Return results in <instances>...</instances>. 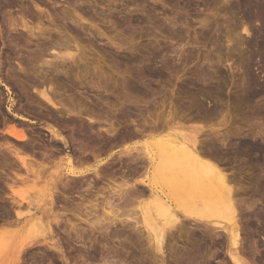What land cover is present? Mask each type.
I'll return each instance as SVG.
<instances>
[{"label":"rangeland","instance_id":"rangeland-1","mask_svg":"<svg viewBox=\"0 0 264 264\" xmlns=\"http://www.w3.org/2000/svg\"><path fill=\"white\" fill-rule=\"evenodd\" d=\"M239 1L240 0H56L57 3L53 5V1L48 0H21L20 3L22 5L24 3L26 4V13H24L26 16H29L26 17V21L28 20L30 26H35L38 23L42 25H39L40 27H49L52 30L50 31V33H54V36L59 37V39L62 36V38L70 37L73 42L75 41L74 44L72 40L63 38L64 41L69 40L68 42L66 41L67 44H71L70 46H74L72 47L73 50L71 53H74L77 56V59H74L75 63L73 62V65H71L70 62H64V64L66 65L63 64V67L59 68L60 74L58 72L56 73L57 75L55 73L54 75L52 72H50L51 74L47 73L46 80L59 78L61 81L58 80V84H62H59L58 86L56 82L52 83V89L50 91L48 90L47 92L50 93L52 98H55L54 101H56V103H60L59 105L65 106L67 103H69L70 100L69 104H74V108L76 107V109L79 111L82 110L81 112H83V114H86V112L88 111L87 109H89V111L92 110V114L94 111V115H91V112L88 113L96 120L95 124L93 125L94 130L103 133L102 130H108L114 125L115 127L113 126L112 128H119V133H121L127 128H129V130H132V128L134 127L132 126V121H134L136 128L140 126L142 130L144 128L145 130H147L146 128L150 129L151 127H156V124L157 127L165 125L167 121V129L173 127H199L204 129L202 130V132H204L201 135L202 137L200 136V140L201 138H203V136L205 137L203 138L204 141L207 140V138L208 140H216V138L214 137H216L218 134L216 140V143H218V145L216 147L217 149L221 147L219 150H224L219 151L220 155L218 156V160L220 162L218 161V163L223 168L225 167L224 172L226 170L225 173L228 174L227 177L230 176L229 179L234 180L233 185H235V187L233 186V188L236 191V200L237 203L239 202L238 205H240L241 207L240 208L238 206L240 208V213L238 215V218H240L238 219V222H240L239 225L241 227V241L239 249H242L243 251L242 252L240 250V252L242 253V257L244 258L246 264H264V218L259 219L261 222H259L260 224L256 223L258 219L257 213L261 209V204H264V201L262 200L264 196L261 195V197L258 198L255 191L256 183H254L259 179L260 181L263 180V177L261 176H264V92H261L260 96L256 99L247 100L245 97L247 91L246 85L248 82L247 80H249V76L252 79L255 78L254 80H256L255 82L257 85L256 88L262 87L261 89H263L264 87V58L262 59L261 57H264V27H262L259 21H252L248 24L244 22V20L242 19V15L239 14L240 11H236L237 7V9H239ZM254 1H256L257 3L259 2L260 6L264 8V0ZM21 4H19V6ZM15 8L17 7L11 8V10H15ZM16 10V13L14 12L13 14L20 15V13L18 12L19 8H17ZM2 11H4V9ZM33 15L36 16L35 20L32 19ZM34 22L36 23L34 24ZM49 22L50 24L55 23V26H53L52 24L51 27ZM0 26L1 30H3L4 34L6 35L7 32L5 33V31L7 30L3 25L1 17ZM245 26L248 33H245L242 30ZM53 27H56L57 30H55V28ZM27 45L25 46V49H23L14 48L12 47L13 45L10 44H6V46H2L1 44L0 69L2 71L0 72L5 74L4 69L8 70V67L11 69L13 67H16V65L13 64H15L14 59H16V54L20 53L19 49H23V51H26V54L24 52L22 53L26 56L30 55L36 50V46H34L36 45L35 40H32L31 43H28ZM21 46L22 45H20V47ZM13 49H15L16 51L18 49L19 52L15 51L14 54H11V51L14 52ZM46 54H48V56L50 55L49 53ZM75 55L74 58H76ZM9 56L11 58H14H12L11 60ZM8 57L9 63L7 59ZM50 58L51 57L47 58L45 56V59H43L48 60ZM61 68H63L64 70H61ZM37 69L38 71H41L42 69H44V67H41L39 64ZM45 69L47 70V67ZM15 70H17V68L14 69V71ZM133 77L135 78L134 81L142 86L141 88L143 90V93H145V96L144 94H138L137 96V94L126 93L124 90L122 91L119 88L121 87L119 85L120 83L124 84L123 82H129V80H131ZM4 79L5 78L0 76V141L8 142L10 140L8 142L10 146L12 145V147H16L15 150H17V147L18 149H21L17 151L20 152L21 156L24 154L22 158L25 159V163V155H34L35 159H39L40 156H42L44 153L50 154V152L46 150V148H53V144L50 140L49 134L43 131L45 127L43 125L44 118L41 115L44 113L43 107H35V109L33 108L34 111L38 110L39 113L42 112L41 114H38L36 112L37 114L34 115V117L36 116L35 118L41 119L42 122L33 120L34 124L32 126H34L35 124H38V126L39 124L41 125V128L37 127V129L43 135V143H45L43 145H47L46 148L40 149V147L36 146L37 148L33 149V151L35 150V154L33 152H28L26 154V141L25 143L16 142L11 138H8L9 140L5 138L7 136H5L4 131H6L7 128L10 127L11 123L16 128L18 127V129H20L19 127H24L21 126L22 123L18 121L14 122V112L15 108L19 104V101H21L20 105L24 106L25 97L20 91H18L19 89H17L16 87L14 88L13 85L12 87L10 83H4ZM38 79H41L42 82L44 81L43 76ZM123 79H125V81ZM206 79L211 80L208 82L211 83L215 88L212 94L203 96L200 90L202 89L201 86H203V83L207 82ZM39 80H36V82L40 83ZM102 80H104L103 82H105L108 86H105ZM121 80L123 82H121ZM95 81L97 82L95 83ZM113 83H116L117 85H113ZM28 86L26 85V90L31 96L28 95L26 97V100L33 95L36 96V94L33 93L35 90L32 89V87L30 88ZM100 87H103V89H105H100ZM54 88L57 91H53ZM108 88L113 90L109 91ZM118 89L121 93H119ZM107 91L109 92L107 93ZM31 92L33 95L31 94ZM55 93L57 95L60 93V95L57 96ZM53 94L57 97L60 96V100L56 97H53ZM192 95H194V97H192ZM61 98L64 104L61 101ZM126 100H128L127 104ZM79 103L80 105H78ZM131 103H133V105ZM204 109L206 111H212V114L210 116L215 117H206V114L205 116L202 115V113H205ZM95 114L98 117L95 116ZM173 115L175 116V118L173 117ZM206 120L207 122H213L214 124L210 125L206 122ZM82 121L86 123V120L82 119ZM46 122L49 123L48 121ZM15 123H17V125ZM24 125V129H26V123H24ZM36 125L34 127H36ZM167 129L164 130L165 132H163V134L166 133ZM214 133L217 134L213 135ZM158 134L159 133L157 132L155 133V135H145L144 137L137 136V138L132 139L127 138V141L126 139L122 138L123 142H121V145V140L118 142L115 141L119 143V145H116V143L114 142L115 145H113L109 149V151H107L108 149L106 148L107 153L105 151L106 146H103V143H101L102 146L100 145V148H103L104 151H99L101 152V154H98L97 158H99V160L96 159V161H105L109 164L111 163L114 166L113 167L111 165L109 168H105V174L109 170L114 171V168H117L118 170L119 165H122L124 167L126 163V158H124L123 160V158L121 157L122 160H120L124 162L123 164H119L118 161V153L120 154V151L122 152L123 148L133 147L137 149V151L135 152L136 154H138V151H141V148H144L143 145L148 144L150 138ZM104 140L105 142L106 140L108 142V139L106 137ZM145 141H147V143H145ZM220 141H222L221 144ZM242 141L255 142L258 145L260 144L261 153L258 152L259 154L256 153L252 155V153L248 151V154L247 150L243 149V153L240 154L238 143ZM5 142L3 143V146ZM10 142H13V144H10ZM0 147L2 148V146ZM233 147H235V151L236 147L239 149L236 151L238 154L233 152ZM38 148L39 150H37ZM40 150L42 151L40 152ZM244 150L246 151L245 153ZM1 151L0 156H2V154L4 153L3 151V153H1ZM54 151L51 152L54 157L55 155L59 158L63 157L60 156L61 153H59V155L56 154V151V153ZM135 152L132 151L131 155L132 153L134 155ZM222 153L224 156H221ZM224 153L226 154V156ZM254 155H257L255 156L256 159L253 157ZM4 156L8 155H5L4 153ZM114 156H116L118 159L116 160V157ZM57 157H55L54 161L58 159ZM75 157H78V154L75 155ZM80 157L83 158L82 155ZM113 158L115 161H113ZM251 158L254 159L252 160ZM29 159L30 158H28V160ZM90 161L91 160L88 161L90 164L88 163L87 167L93 166V161ZM6 168L7 167H5V169ZM6 170L5 172H7ZM23 171V169H17V171H15L16 173L13 171L16 176L20 178V181L17 180L15 181L16 183H13L11 185L12 191L16 195L14 196L18 200L26 197V191H28V193L30 194H32L33 192L30 189L32 188L31 183L26 184V173ZM49 171H51V169ZM52 172H55L53 168L51 173ZM261 172L263 175L260 174ZM19 173H21V175H19ZM259 174L261 175L260 177ZM22 177L23 179H21ZM104 183L106 184L107 182L104 181ZM2 192L3 193H1L0 191V194H4V196L10 194V191L7 189L2 190ZM106 195L107 191L104 192V196ZM256 199H260L261 204L258 202L259 200L257 201ZM253 202L254 204L255 202H257V204H255V207ZM25 205L26 204H24L23 207L20 208L22 214L26 212ZM242 206L247 210L249 209V212L247 210L245 211ZM248 206H253L254 208H252L254 210L252 208H246ZM256 207H260L259 210ZM23 209L25 212H23ZM135 209L133 208L129 210H132L133 212V210ZM255 211L257 214V218L255 217ZM134 212L129 213L130 218H134L135 221L139 220V215H137V212L135 213V215H133ZM253 213L255 214L254 218L252 215ZM70 217L71 216H68L67 218L72 223H76L77 226L79 224L80 226H76L77 233H79L78 231L82 229L83 232L85 231V235L88 234V236H91L87 237L88 240L90 239L89 242L86 241V239L79 241L74 237V235L70 236L72 237L71 240H73L71 245L73 246V249L72 251L70 250L71 253H69V250H64L67 248H62V251L64 250L63 252L64 254H66L65 256L68 259L69 264H82L83 261V264H179L180 262L177 257H180L181 259L183 258L182 260L179 258L181 261L186 258L188 250L194 244V239L197 238L194 235L198 236V234L195 233H199L200 230L205 231L203 227H198L200 229L199 230L196 225L181 218L180 227L177 228L178 230L176 229L174 231H170L171 233L169 232V235H166L167 237H169V239H166V245L164 246L165 248H163L162 250L163 254L161 253V255H158L155 254L153 250L147 247V239L145 240V238H147V235H145L146 233L141 229L140 225L135 226L133 224L134 221L133 223L131 222V224L134 225L133 227H131L132 225L130 223L128 224V227L127 223L123 224L125 226H120V224L118 225L117 223L115 225L118 226V228H115V225H112L108 229H106L105 233L104 228L106 227L103 226L101 228H103L102 230L104 231H102L101 228L99 229L103 232V234L99 232V230L92 231V234L89 233L91 232V230L89 227H87V224L80 221L78 222L77 219H74L72 217L71 220ZM23 219L26 220V214L23 215L22 221H20L19 224H14L7 228L2 226L8 231L3 230L2 228L0 229L1 233H5V231H7L4 237V233L0 236V264H61V260V263L58 262L59 255L56 253V251L54 254V252H52L53 250L51 251V249L46 250H48L50 253H53L55 257H49V255L48 257H44L45 254L42 253V246H39L40 249L38 247L35 248V250L37 249L36 251L33 248L32 250L28 249V251L23 250V246H26V221ZM254 219L256 221H254ZM248 220H250L251 222ZM181 223L184 226H181ZM248 223H252V227H249ZM255 224H258V228L261 225L260 228H253ZM67 226L69 227V225ZM68 227L67 230L69 231L70 227ZM122 227H125L126 229ZM120 228H122L123 231L125 230V232L123 233ZM262 228L263 233L261 232ZM137 230L141 233L134 232ZM18 231H21L22 233L18 234ZM117 231L120 232L118 233ZM114 232H116L115 235ZM129 232H132L131 234L133 235H131ZM106 234L107 237L105 236ZM134 234H136V237L143 235L144 237H140H142L144 241L142 240V238H137V241ZM62 235L63 234L60 233L58 236H56V238L59 239V237H61ZM122 235L124 238L122 237ZM170 236L172 237L170 238ZM224 236L225 234L222 233V236L220 238L222 241L225 238ZM38 238L40 239V237ZM139 240L143 241L144 243L140 242ZM77 241H79V243H77ZM81 241H85L87 243L84 244V242L81 243ZM204 241V246L199 253L198 261H202L204 264H231L229 258L225 255V250L223 251L212 246V241L207 237ZM137 243L141 244L140 246H145H142V248ZM196 243H198V239H195V244ZM77 244L80 245L78 246ZM75 249H77L78 251L76 252ZM42 254L44 255L42 256ZM172 254L174 255V257L172 256ZM78 255L81 258H78ZM75 257H77V262H74V259H76ZM51 258L54 259L51 261ZM56 258H58V261H56ZM49 261H51V263ZM180 264H183V262H181Z\"/></svg>","mask_w":264,"mask_h":264},{"label":"bare ground","instance_id":"bare-ground-1","mask_svg":"<svg viewBox=\"0 0 264 264\" xmlns=\"http://www.w3.org/2000/svg\"><path fill=\"white\" fill-rule=\"evenodd\" d=\"M48 1H53L52 3L53 5L57 3L56 0H48ZM20 2L21 0H0V12H1L0 17L2 19L3 25L5 26V29L7 30L5 31V33L7 32L5 35L4 31L1 30V26H2V23H1L0 41H1L2 46H6V44L8 45L10 44V45H13L12 47L14 48L25 49V46L28 43H31L32 40H35L36 45L34 46H36V50L33 53H31V50H30L31 54L26 56L22 54L23 52L25 53L26 51H23V49L22 50L19 49L20 53L16 54L15 56L16 59H14L15 64H13V65H16V67L15 68L13 67L11 69L7 66L8 70L10 69L9 71L4 69L5 74L0 72V76L5 78L4 83L6 82L10 83L11 86L13 85L14 88L16 87L17 89H19L18 91H20L22 95H24L25 97L24 106L20 105L21 101H19V104L15 108V112L12 110L15 113L14 122L18 121L22 123L21 126H24V127H19L20 129H18V127L16 128L11 123L10 127L9 128L6 127L7 130L4 131L5 136H7L5 138L6 139L11 138L12 140L16 142L25 143L26 141V152L24 150L26 154L28 152L34 153L35 150L33 151V149L34 148L36 149L37 148L36 146L40 147V149L46 148L47 145L46 146L43 145L45 144L43 143V135L37 129V127H40L41 125L39 124L38 126V124L37 125L35 124L36 127H34L35 125L32 126L34 124L33 120L35 121L37 120V122H42L41 119L35 118L36 116L34 117L35 114L37 113L41 114L42 112L39 113L38 110L34 111L33 108L35 109V107H39V108L43 107L44 113L41 114L42 117L44 118L42 119H43V125L45 126L43 131L49 134L50 140L53 144V148H50V149L46 148V150H48L50 154H45V153H44L45 155L41 154L42 156H40L39 159H35L34 155H31V156L29 155L30 157L28 155H25L26 157V163H25V159L22 158L24 154L21 156L20 152L17 151L21 149H18L17 147V150H15L16 147H12V145L10 146L8 143L10 141L9 139H8L9 140L8 142L0 141L1 143L0 146H2V148L0 147L1 148L0 151L3 149L2 151L5 153V155L9 156V157L4 156V153L1 151V153L3 154L2 156H0V159H1L0 191L1 193H3L2 190L4 189H7L10 191V194L6 196H4V194L3 195L0 194V229L2 228L3 230H7V229H4L3 227L7 228L11 225L19 224V222L22 221L23 215L26 214V220L23 219L26 221V246L25 247L23 246L24 248L23 250L28 251V249L32 250V248L35 250V248L37 247L40 249V247L42 246L43 248L41 247V249H43V252L42 251L41 252L45 254V255L42 254V256L44 255V257L45 256L48 257L49 255V257L50 256L53 257L56 251V253L59 255V257L57 255V257L59 258V261H58V258H56L57 259L56 261L60 262L61 260L62 262V263L60 262L61 264H69L68 259L65 256L66 254H64L63 251L69 250V253H71L73 249V246H71L73 240H71L72 237L70 236L74 235V237L79 241L86 239V241L89 242L90 239L88 240L87 237L91 235L88 236V234H86L87 235L86 236L85 231L83 232L82 229L78 231L79 233H77V227L79 226V224L77 226L76 223H72L67 218L68 216H71L72 218L77 219L78 222L80 221V222L87 224V227H89L91 230V232L89 233H92V234H93L92 231H96V230L98 231L103 226L106 227L104 228L105 231L102 230L103 228H101V230L106 233V229H108L112 225H115L118 223V225L120 224V226L121 225L125 226L123 224L127 223V227H128V224L129 223L131 224V222L133 223L134 221L133 224L135 226L140 225L141 229L146 233L144 234L147 235V238H145V240L147 239V242H146V244L148 245L147 247L153 250L155 254H158V255L159 254L161 255V253L163 254L162 250L163 248H165L164 246L166 245V239H169V237H167L166 235H169L168 233L170 231H174L180 227V222L182 218L190 223H193L194 225H196L197 228L200 226L203 227L205 231H201L198 228L200 230V231L198 230L199 233L194 232L195 234H198V236L194 235L197 237L195 239L196 240L198 239V243L195 244V239L193 237L195 245L192 243L194 246L192 245L191 248L188 250V253L186 254V258L183 261H181L183 258L181 259L180 257H177L180 263L183 262V264H204L202 261L201 262L198 261V259H199V253L201 252L204 246L203 245L205 242L204 240L207 237L212 241V246H214L217 249H221L223 251L225 250V255L229 258L231 264H246L244 258L242 257V253L240 252V250L242 251V249H239L240 241H241L240 239V231H241L240 228L241 227L239 225L240 222H238L239 221L238 219L240 218V217L238 218V215L240 213L239 209L241 207L240 205H238L239 202L237 203V200H236L237 195H236L235 189L233 188V186L235 187V185H233L234 180L229 179L230 176L227 177L228 174L225 173L226 170L224 172L225 167L223 168L218 163L219 161L218 156L220 155L219 151L223 150V149L219 150L221 148V147L219 148V146H218L219 149H217L216 147L218 145V143H216L218 134L217 133L213 134V135L217 134L216 137L213 136L214 138H216V140L215 139L208 140L207 138V140L204 141L203 139L205 138L204 136L200 140V136L204 132V131L202 132V130L204 129L199 128V127H173V128L167 129L168 128L167 121L165 125H162L160 127H157V124H156V127H151L150 125L151 128L150 129L146 128L147 130H145V128L142 130L140 126L138 128H141V129L136 128L134 121H132L133 122L132 126H134L132 130H129V128L126 127L127 129L123 130L121 133H119V128H112L114 125L112 127L108 126V127H111L108 130H102L103 133L94 130L93 125L95 124L96 120L93 118V116L92 117L90 116V114L94 115V111L92 114L91 112L92 110L89 111V109H87L88 111L86 110L87 111L86 114H83V112H81L82 110L79 111L76 109V107L74 108L73 106L74 104L73 105L69 104L70 100H69V103H67L65 106L59 105L60 103L59 104L56 103V101H54L55 98H52L50 93L47 92L48 90L50 91L52 89L51 88L53 87L52 83L56 82L58 84L59 82L58 80H60L59 78H53V79L46 80L47 73H50V72H52L53 74L54 73L56 74L57 72L59 73L60 72L59 68L63 67L64 62H70V64L73 65V62L75 63L74 59H77V56L74 53H71L73 50L72 47L74 46L73 45L70 46L71 44L70 45L67 44L69 40L64 41L63 40L64 37L62 38L61 36L62 39L60 38L61 39L60 40L59 37L54 36V33H52L53 34L52 35L50 33V31L52 30L49 27H46V28L40 27L42 25L38 23L35 26H30L28 23V20L26 21V17H29L25 15L26 4L22 2L25 4V5L23 4L24 5L23 7V5ZM258 3L254 0H240L239 9H237L238 7L237 8L235 7V8H236V11L237 10L240 11L239 14L242 15L243 17L242 19L247 24L251 23L252 21H259L262 27H264V10H263L264 8H262L260 6V3L259 4ZM19 4H21L23 8L21 7V5L19 6ZM14 7L19 8L18 12L20 13V15L13 14L15 11H17L16 10L17 8H15V10L14 9L11 10V8H14ZM3 9L4 11H2ZM32 17H33L32 19L34 20L36 19L35 15H33ZM35 23L36 22H34V24ZM52 24H50L51 27H52ZM54 24L53 26H55ZM56 27H53V28L57 30ZM242 30L245 33H248L246 26L243 27ZM64 39L72 40L70 37L69 38L65 37ZM20 45L22 46L20 47ZM13 50L14 52L11 51L10 52L11 54H14L16 51L15 49ZM19 50L17 49L18 52ZM46 53H49L50 55L48 56V54ZM74 55L76 58H74ZM45 56L47 58L51 57L50 58L51 60L50 59L44 60ZM9 57L7 58L8 63H9ZM261 57L262 59L264 58L263 56ZM41 60L42 61L44 60V61L42 62ZM37 63H39L41 67L43 66L44 69L47 67V70L42 69L41 71H38L37 67L39 66V64ZM16 68L17 70L14 71V69ZM62 69L63 68H61V70ZM0 71L2 70L0 69ZM42 76L44 80L43 82L41 81V79L40 80L38 79V78H41ZM134 79L135 78L133 77L131 79L132 81L129 80V82H123L121 80V82H123L124 84H121L119 82L120 83L119 85L121 86L119 88L122 91L124 90L126 93L137 94V96L138 94H144L145 96V93H143V90L141 88L142 86L139 85L136 81H134ZM248 79L249 80H247L248 81L246 85L247 91H246L245 97L247 100L256 99L260 96L261 92H264V87L263 89H261L262 87H259V88L257 87L258 88L257 89L256 88L257 85L255 82L256 80H254L255 78L252 79L249 76ZM36 80H39L40 83H37ZM123 80L125 81V79ZM103 81L104 80H102V82ZM206 81L207 82L203 83V86H201L202 89L200 90L203 96L204 95L208 96L212 94L215 88L211 83L208 82L211 80L206 79ZM96 82L97 81H95V83ZM103 83L105 84V86H108L106 85L105 82ZM92 84H93V81H92ZM114 84L117 85L116 83H113V85ZM26 85L27 86L30 85L28 87L30 88L32 87V89L35 90L33 93L36 94V96H34L31 92V94L34 97L33 96L29 97L27 100H26V97L30 94L26 90ZM100 89H103V87L102 88L100 87ZM54 90L57 91L55 88L53 89V91ZM110 90L111 89H109V91ZM109 91H107V93ZM119 93L121 92L119 91ZM58 95H60V93ZM57 96L54 95L53 97H56L59 99L60 96L59 97ZM192 97H194V95H192ZM61 101H62V98H61ZM127 102L128 100H126V104ZM192 102H195V101H192ZM131 104L133 105V103ZM69 105H72V106H69ZM78 105H80V103ZM89 112L91 113L88 114ZM204 112L205 113L204 114L202 113V115L205 116L206 114V117H209L212 114L211 113L212 111H206L205 109H204ZM95 116L97 115L95 114ZM173 117L175 118L174 115ZM210 117H215V116H210ZM82 119L86 120L85 122L87 124L84 123ZM46 121H48L49 123H47ZM24 123H26V129H24L25 128ZM207 123L210 125L214 124L213 122L212 123L207 122ZM15 124L17 125V123ZM166 129H167L166 133L163 134V132H165L164 130ZM157 132L159 133L158 135L156 136L152 135L153 137L150 138V141L148 139L149 141L148 144H145L147 143V141H145L144 143L145 145H143L144 148H141V151L139 150L140 148L138 149L139 150L138 154H136L135 152L137 151V149L133 147L123 148L121 146L123 150L122 152L120 151V154L118 153L119 159L116 156L114 157H116L115 158L116 160L118 159L119 164L124 163L121 161L122 160L121 157L123 158V160L124 158H126L125 166L123 167L122 165H119L118 170L117 168H114L116 171L109 170L110 171L109 172L107 170L108 172H106V174L104 173V169L109 168L112 164L111 163L109 164L108 162H105V161H98L99 160V158H97L98 154L99 153L101 154V152L104 151L103 148H102L103 150L100 148L102 145L106 146L105 151L107 149H108L107 151H109V149L113 145H115L114 144L115 141L118 142L121 140L120 141V145H121V142H123L122 138L126 139L127 141V138L132 139V138H137V136L144 137L145 135H151V134L155 135V133ZM105 137L108 139V142L106 140L107 143L104 140ZM4 142L5 144L3 146ZM117 142H115L116 145H119V143ZM221 142L222 141H220V144ZM101 143L103 144L101 145ZM124 143H125V140H124ZM10 144H13V142L12 143L10 142ZM114 147H117V146H114ZM233 148H234L233 149L234 153H237L236 151L240 149L239 153L241 154L243 153L242 150L246 149L247 152L249 151L250 153H252V155L260 152L261 150L260 144L258 145L255 142H246V141L239 142L238 143L239 149L236 147V151H235V147ZM37 150H39V148ZM51 150L52 151L55 150L57 152L56 153L54 151L56 154L61 153V155L60 154L59 155L63 157L59 158L55 155V157H57L58 159L54 161L55 157L52 155ZM100 150L101 152H99ZM41 151L42 150H40V152ZM132 151L135 152L134 155L133 153L131 155ZM245 152L246 151L244 150V153ZM77 154H78V157H75V155ZM81 155L83 158L80 157ZM221 156H224L223 153ZM255 156L257 155H254L253 157L255 158ZM11 157H12V160H11ZM28 158L30 159L28 160ZM254 158H251V159L253 160ZM96 159L98 160L96 161ZM89 160H91L90 162L93 161L92 167H87ZM113 161H115L114 158H113ZM5 167H7L8 169L6 168L7 169L6 170ZM52 168L55 171L54 173L53 172L51 173ZM17 169L24 170L23 172L26 173V178H25L26 184L31 183L32 188L30 189L33 191L32 194L26 191L27 192L26 197L21 200H18L15 197L16 195L12 191V186H11L13 183H16L15 181L20 179L15 174L16 173L15 171H17ZM50 169L51 171H49ZM5 170L7 172H5ZM260 174H262V172ZM260 174H259V177L261 176ZM19 175H21V173H19ZM261 177H263L262 179L264 180V176H261ZM21 179H23V177ZM263 180L260 181L259 179L257 180V182L256 181L254 182L256 183L255 191L257 193L255 194L258 196V198L261 197V195L264 196V181ZM104 181L107 183L105 184ZM105 191H107L106 196H104ZM258 200L257 201L260 203V199ZM262 200L264 201V197L262 198ZM24 204H26L25 205L26 212L23 209V212L25 213L22 214V211L20 210V208H22ZM255 204H257V202H255ZM255 204H254V207L256 206ZM252 207L253 206H250V207L248 206L246 208H252ZM133 208L134 209L136 208L135 210H133V212L134 211L137 212V215H139L138 216L139 220L135 221L134 218H130L129 213L130 212L133 213V212L132 210L130 211L129 209H133ZM259 208L257 209L259 210ZM246 210L247 209H245V211ZM136 212H134L133 215H135ZM254 213L256 214V211ZM254 213L252 214L253 218L255 215ZM257 214H258V219L256 223H259L260 222L259 219L264 218V204H261V209L259 210ZM257 214L255 215V217L257 216ZM71 217L70 219L72 220ZM255 219L254 221H256ZM133 224H131L132 225L131 227L134 226ZM62 225L63 226L66 225L65 226L66 229ZM67 225H69L70 227L69 231L67 230V227H68ZM182 225L183 224L181 223V226ZM252 225H253L252 223L251 224L248 223L249 227H252ZM255 225L253 226V228L257 227V229H259L261 226L260 225L258 228V224L256 226ZM115 228H118V226L115 225ZM122 228H125V227H122ZM122 228L120 229L122 230ZM7 231H5V233ZM102 231L99 230V232L103 234ZM124 232L125 230L123 231V233ZM134 232H139V231L137 230ZM261 232L263 233V228ZM3 233H1L0 231V236ZM5 233L3 234V237L5 236ZM21 233H22L21 231H18V234H21ZM60 233L63 235L59 237V239H57L56 236H58ZM115 233L116 232H114V235ZM222 233L225 234L224 236L225 238L223 237L225 240L223 239V241L220 239L222 236ZM135 235L136 234H134V236ZM105 236L107 237V234ZM140 236H143V235H140ZM140 236L139 237L135 236L136 240L137 238H142ZM38 237H40V239ZM171 237L172 236H170V238ZM132 239H135V238H132ZM142 240L144 241L143 238ZM79 241H77V243H79ZM139 241L143 242L141 240ZM83 242L84 244L87 243L85 241ZM83 242L81 241V243ZM77 245L79 246L80 244H77ZM140 245L141 244H139V246ZM142 246H145V245H142ZM62 248H67V249H64L62 251ZM46 249H51V251L53 250L52 252H54V254L50 253ZM75 250L76 252L78 251L77 249ZM172 256L174 257L173 254ZM77 257L81 258L79 257V255ZM77 257H75L76 259H74V262L78 261ZM53 259L51 258V261ZM51 261L49 262L51 263ZM80 262H81V259H80Z\"/></svg>","mask_w":264,"mask_h":264}]
</instances>
